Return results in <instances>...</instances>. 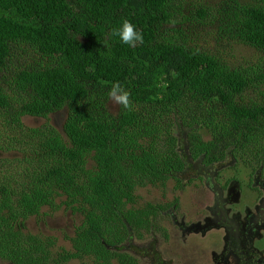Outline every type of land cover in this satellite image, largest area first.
I'll return each mask as SVG.
<instances>
[{
	"label": "trees",
	"instance_id": "1",
	"mask_svg": "<svg viewBox=\"0 0 264 264\" xmlns=\"http://www.w3.org/2000/svg\"><path fill=\"white\" fill-rule=\"evenodd\" d=\"M187 2L0 0V151L17 153L0 158L2 260L140 264L124 242L166 230L164 208L140 204L141 191L170 180L182 189L190 160L264 168V0H219L190 16ZM125 20L143 43L113 36ZM196 22L260 58L235 64L214 43L195 46L186 30ZM116 83L128 107L110 99ZM64 204L83 215L70 250L19 238L24 221Z\"/></svg>",
	"mask_w": 264,
	"mask_h": 264
},
{
	"label": "rangeland",
	"instance_id": "2",
	"mask_svg": "<svg viewBox=\"0 0 264 264\" xmlns=\"http://www.w3.org/2000/svg\"><path fill=\"white\" fill-rule=\"evenodd\" d=\"M184 1H188V16L197 12L199 7L210 9L219 3V0ZM188 30L186 36L197 41L195 46L204 47L214 43L215 50H220L235 64L260 58L257 50L250 46L214 40L213 25L210 23L196 22L189 25ZM25 60L38 61L31 57ZM61 117L54 115L50 121L60 128ZM23 122L27 127L36 128L46 120L26 117ZM13 155L17 153L0 151V158ZM190 162L187 172L180 176L182 189L177 190L176 181L170 180L162 189L152 187L140 192V204L154 203L164 208L165 213L159 220L166 229L160 234L157 233V225H154L151 231L144 230L138 238L124 242V250L135 256L140 264H218L224 260L225 244L256 242L264 248V237L261 242L258 240V237L264 236V168L250 171V167L246 165L247 168L242 162L235 168L230 159L227 163L208 166L202 162ZM91 165L92 161L89 167ZM241 167L244 172L239 170ZM73 205L64 204L55 210L46 208L41 215L28 218L20 225L24 234L19 238L22 240L24 235L50 238L57 243L56 251L70 250L69 237L74 234L79 220L83 219L82 213L77 212ZM246 230L259 234L253 240L244 239L242 233ZM56 258L59 261L61 256ZM62 261L52 263L87 264L75 259L66 263ZM0 264L10 263L0 258Z\"/></svg>",
	"mask_w": 264,
	"mask_h": 264
},
{
	"label": "flooded vegetation",
	"instance_id": "3",
	"mask_svg": "<svg viewBox=\"0 0 264 264\" xmlns=\"http://www.w3.org/2000/svg\"><path fill=\"white\" fill-rule=\"evenodd\" d=\"M256 193L257 191H255V194ZM257 234L259 233H256V231L250 232L246 230L244 233H242V238H251V240H253ZM263 237L264 236L261 238L258 237V240L261 242ZM223 252L224 260L219 261L218 264H264V248L259 247L256 242L245 243V245H241V243L236 242L225 244Z\"/></svg>",
	"mask_w": 264,
	"mask_h": 264
},
{
	"label": "clouds",
	"instance_id": "4",
	"mask_svg": "<svg viewBox=\"0 0 264 264\" xmlns=\"http://www.w3.org/2000/svg\"><path fill=\"white\" fill-rule=\"evenodd\" d=\"M113 36L119 37L122 43L131 47H135L138 42L143 43V33L138 31L136 27L127 20H125L118 29L113 31ZM108 95L114 102L124 107L129 106V93L124 91L119 83L113 85Z\"/></svg>",
	"mask_w": 264,
	"mask_h": 264
}]
</instances>
